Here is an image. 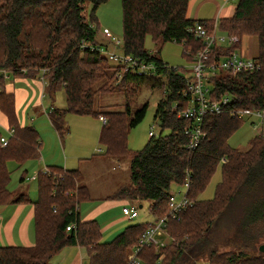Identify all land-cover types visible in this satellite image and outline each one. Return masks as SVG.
<instances>
[{"label": "trees", "instance_id": "trees-1", "mask_svg": "<svg viewBox=\"0 0 264 264\" xmlns=\"http://www.w3.org/2000/svg\"><path fill=\"white\" fill-rule=\"evenodd\" d=\"M106 1L0 0V111L14 130L7 145H0V203L27 199L24 194L9 198L6 162L14 159L21 165L38 158L41 145L35 127L17 122L13 96L5 92L4 80L6 74L40 75L48 95L52 96L57 86L64 92L65 107L54 106L49 112L61 140L69 132L67 113L106 118L98 137L104 150L97 155L129 163L130 184L114 196L148 201L149 212L157 220L167 211L171 184L188 182L187 206L178 219L169 217L163 228L169 243L143 246L135 253L139 264H197L200 259L207 264H264V253L258 250L264 243V138L262 134L251 138L246 149L227 143L241 121L232 114L234 110L264 108V0H238L232 16L218 20V29L236 35L240 42L245 35L257 38V55L253 58L259 67L237 75L222 71L211 78V96L228 94L231 101L221 114L205 116L203 136L192 149L187 147L189 135L185 130L193 120L176 116L189 102L182 94L188 76L168 66L159 50L149 52L144 42L149 35L155 45L167 41L182 44L183 55L190 62L201 47L190 29L195 22L211 26L213 20L187 17L188 0H120L121 52L153 63L156 78L123 72L101 54L103 44L96 38L94 12ZM87 3L91 5L88 19L84 14ZM239 47L219 48L218 53L227 54ZM99 81L102 83L95 86ZM141 82L163 87L153 119L167 133L149 136L141 149L131 151L127 146L128 129L143 119L147 109L143 103L131 110V98ZM128 85L131 94L120 91L124 95L123 109L96 106L98 94ZM218 165L221 181L214 196L200 199ZM37 191L34 243L0 245V264H49L56 253L70 245L86 249V264H127L150 224H129L113 239L103 241L95 219H80V203L92 196L78 168L49 165L37 171ZM69 224L74 227L66 230Z\"/></svg>", "mask_w": 264, "mask_h": 264}, {"label": "rangeland", "instance_id": "rangeland-1", "mask_svg": "<svg viewBox=\"0 0 264 264\" xmlns=\"http://www.w3.org/2000/svg\"><path fill=\"white\" fill-rule=\"evenodd\" d=\"M238 0H230V3L236 4ZM91 10V5L86 4L84 14L88 19ZM195 7L189 4L187 6V17H194ZM208 9L201 10V14L205 12L209 14ZM96 22L95 31L96 38L98 42L102 45L101 54L106 56V54L111 51L120 53L122 50V10L120 0H107L106 2L100 4L95 10ZM205 15V14H204ZM109 31L111 36L118 40V43L111 41L110 45H107L104 38L105 31ZM218 33H223L217 28ZM145 48L149 52H154L159 50V56L161 59L167 63L168 66H172L178 70L182 75L191 74V65L186 55H183V45L175 43L173 41H167L161 46L155 45L152 41L151 36H146L145 38ZM239 49V48H238ZM237 49V50H238ZM242 54L248 55V57H253L257 55V38L253 35H245L241 37V46L240 50ZM109 63L112 65L114 62L109 60ZM117 75V74H116ZM118 76V75H117ZM154 77L155 74L153 75ZM8 77V78H7ZM38 78H41L38 76ZM7 79V80H6ZM14 79L13 75L8 74L5 77L6 81H11ZM102 81H99L95 86H99ZM162 85V84H160ZM211 84H209V88ZM57 90L51 92L53 99V105L58 108L65 107V96L63 89L59 86L56 87ZM130 85L123 87L111 92H106L98 94L95 98V103L98 108H103L107 105H115L118 109H123L124 95L122 91H125L124 94H131L132 89ZM43 104L46 107L50 106L51 98L48 94L44 93ZM163 95V87L156 85L151 86L148 82H141L138 85L136 93L131 98V110H134L143 103L147 104L146 113L143 119L134 127L128 129L127 132V146L131 151L141 149L146 143L149 134L148 131L152 129L154 135L161 133L162 135L167 133V129H161L157 120L153 119V114L155 111V106L158 100ZM35 109L29 107L23 115H26V123L28 125H33L34 121L38 120L40 117L44 118V115L36 116ZM257 117L253 116H243L240 121V125L231 133L227 138V143L229 146L238 149H246L248 147L249 141L251 138L259 135L257 129L253 126V122H257ZM0 121L4 122L0 116ZM65 123L70 129V131L64 135L62 141L52 129L48 127L46 122L42 125L46 126V129H42L43 134L40 132V137L42 140V148L44 147L45 154L48 157L53 155H61L62 163L60 166L64 165L66 161V166L68 168H80L79 170L82 173V182L86 184L89 189V192L93 198H105L117 195L119 190H123V187H127L130 184L129 178V163L126 159H119L113 157H107L97 155L98 151L103 152V147L99 144L98 137L100 132V127L102 125L98 117L92 115H77L75 113H67L65 116ZM1 125V124H0ZM37 129L40 126L34 125ZM262 137L264 138V121L262 123ZM0 134L8 138L6 129L0 126ZM42 150H40L39 159H27L24 163L19 165L17 162L12 161L8 164V169L10 171V187L19 185V177L24 176L23 185L27 190V193L32 198H37V179L32 180V176L37 175V171L41 169L44 165L41 164L40 159ZM80 157H90L85 162H78ZM58 164L57 162H52ZM64 167V166H63ZM25 170V172H24ZM221 181V165H218L214 174L208 181L206 187L199 194L200 199H211L214 196L215 189L217 184ZM170 191L175 194L177 198L180 197L186 191L184 184L178 185L172 183L170 186ZM93 204V205H89ZM97 202L92 203V201H84L79 207L81 215H84L86 211L95 206ZM127 205H134L137 210V216L133 218H123L121 216V206H113L101 214H98L96 218L100 227L104 224L117 220V223L110 225L102 232V240L108 241L113 239L119 231L129 224L135 223H144L153 221L154 217L149 212V203L148 201H141V207H139L138 202H132L130 199L127 202ZM121 218V219H119ZM121 225H124L123 228H120ZM119 232V233H120ZM158 240L165 244L169 243V237L167 234H161L157 236ZM264 242V241H263ZM156 246L155 244H153ZM152 250H159V248H152ZM55 258V257H53ZM87 258H85L86 260ZM53 260V259H52ZM52 262V261H51ZM50 263V262H49ZM197 264H207L205 259H200L197 261Z\"/></svg>", "mask_w": 264, "mask_h": 264}, {"label": "built area", "instance_id": "built-area-1", "mask_svg": "<svg viewBox=\"0 0 264 264\" xmlns=\"http://www.w3.org/2000/svg\"><path fill=\"white\" fill-rule=\"evenodd\" d=\"M217 28L218 24L216 20H214L211 22V26L210 24L206 25L205 22H195L194 26L190 29L194 38L201 43V47L196 49L193 53L192 60L190 61L191 74L187 75L188 79H186L182 93L183 96L187 97L189 102L181 111L176 113L177 118L193 120L192 126L185 130L189 135L187 143L189 149L194 148L203 136L205 116L221 114L231 101L228 94H222L217 98L211 96V78L222 71L231 75H237L239 72L253 71L259 67V63L255 58L244 56L239 49H233L227 54L218 53L219 48L240 44V39L233 34H227L225 32L218 33ZM102 34L104 35L107 45H110L111 41L118 43V40L112 37L109 31L106 30ZM105 57H107L108 60H112L114 65L120 66L123 72L149 75L155 74V65L153 63L146 62L131 54L108 51ZM43 81L45 82V80ZM209 84H211L210 88ZM176 106L177 103H174L173 108H176ZM232 114L239 119H242L243 116L257 117L258 123L252 121V124L260 131L259 134H262L259 124L264 121V108H240L234 110ZM98 119L102 124L106 122V118L103 115H99ZM7 132L9 135H12L13 128H8ZM148 134L149 136H153L154 131L150 129ZM7 143L8 138L0 135V145L5 146ZM184 186L187 189L188 182H185ZM185 192L181 194L179 198H177L174 193H170L168 208L165 215L150 222L140 237L134 252L129 255L127 264H139V261L135 258V253L143 246H148L150 244L164 245L158 240L157 236L163 233V228L166 226L168 218L172 217L178 219L180 211L187 206L188 200L185 196ZM121 212L126 218L137 216V210L134 205H127V203L121 206ZM73 227V224H69L66 226V230H70Z\"/></svg>", "mask_w": 264, "mask_h": 264}, {"label": "crops", "instance_id": "crops-1", "mask_svg": "<svg viewBox=\"0 0 264 264\" xmlns=\"http://www.w3.org/2000/svg\"><path fill=\"white\" fill-rule=\"evenodd\" d=\"M189 4L190 6L192 4L193 7H195L194 17L192 18L211 19L213 21L216 20L217 24L220 18L232 16L234 12V8H235V4L230 3V0H188V6ZM202 8L203 10H206V9L210 10L209 14H206L204 12L202 15L201 14ZM240 46H241V42H240ZM239 50H240V47H239ZM244 56L248 57V55H244ZM38 76L40 75H37L35 77L24 76V75H13L14 79H12L11 81L9 80L6 81L7 79L4 80L3 87H4L5 92L10 93L13 96L16 119L20 126L28 125L26 123V115H23V112H25L29 107H33L35 109V112H36L35 115L37 117L44 115V118L40 117L38 120L32 123L33 125H31L35 127L34 126L35 124L37 126L38 124H40L38 129L35 127V129L37 130L40 136V133L43 134L42 129L43 128L46 129V126L42 125L44 121L46 122L48 127L51 126L52 129L55 131L49 119V112L51 108L54 107L53 105L54 98L49 95L52 102L50 103L49 107L44 106L43 104V99L45 96L44 93L46 94L48 93L45 90V82L41 78H38ZM0 116L2 117L4 121V122L0 121V124H1L0 126L5 128L6 133L8 134L7 130L8 128H11L9 126V122L7 121L6 116L1 111H0ZM259 126H261V131H262L263 130L262 123L259 124ZM257 131L258 133H260L258 129ZM13 133H14V130H13ZM10 136L11 135L8 134V138ZM40 140H41V137H40ZM41 144H42V140H41ZM40 150H42V154H41L42 158L40 159L41 161L40 163L41 164L43 163L44 166L39 170H42L49 165H61V163L63 162L62 157L59 154L48 157L45 154L44 147L42 148V145H40ZM98 156L100 157V155ZM89 158L90 157H80L78 159V162L79 163L82 161L85 162ZM35 159H39V158H35ZM12 161H15V160L14 159L7 160L6 162L7 169H8V164L11 163ZM52 162H57L58 164H55ZM63 164L64 165L62 166L65 167L66 161H64ZM65 168H68V167H65ZM20 177H19V185L10 187L9 186L10 171H9V181L7 184V189H8L7 191L9 193V198L16 196L18 194H24L27 197V199L23 201H18V202H11L7 200L5 202L0 203V245H31L35 241L34 201L37 198H32L28 195L27 190H26L27 187L23 185L24 176L22 180H20ZM34 179L35 180L37 179V175L32 176V180ZM128 200L129 198L123 197L121 195L105 197V198H97V199L92 197V199L89 200L88 202L90 201H92V203L97 202V204L93 206L92 208H90L88 211H86L84 215H81V212L79 209L80 219L82 220L95 219L96 220V218L94 217L97 216L98 214L103 213L104 211H106L107 209L113 206H122L123 204H126ZM131 201L138 202L139 207L142 206L141 201H137L136 199L131 200ZM82 203H80V205ZM89 205H93V204H89ZM121 217L124 218L125 216L123 215ZM116 221L117 220L115 219L114 221L104 224L102 227H100L99 223L97 222L100 227L101 233L106 228H108L110 225L117 223ZM123 226L124 225H121L120 223L121 229L123 228ZM53 257H52L53 260L51 259L49 264H86L87 263V259L85 260V258H87L86 249L79 245L66 246L62 248L58 253H56Z\"/></svg>", "mask_w": 264, "mask_h": 264}, {"label": "water", "instance_id": "water-1", "mask_svg": "<svg viewBox=\"0 0 264 264\" xmlns=\"http://www.w3.org/2000/svg\"><path fill=\"white\" fill-rule=\"evenodd\" d=\"M258 250H259L260 252H263V253H264V243H262V244H260V245L258 246Z\"/></svg>", "mask_w": 264, "mask_h": 264}]
</instances>
